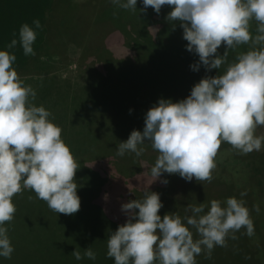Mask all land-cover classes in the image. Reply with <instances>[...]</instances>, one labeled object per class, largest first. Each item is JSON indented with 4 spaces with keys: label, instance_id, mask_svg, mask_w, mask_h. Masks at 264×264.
Returning a JSON list of instances; mask_svg holds the SVG:
<instances>
[{
    "label": "rangeland",
    "instance_id": "1",
    "mask_svg": "<svg viewBox=\"0 0 264 264\" xmlns=\"http://www.w3.org/2000/svg\"><path fill=\"white\" fill-rule=\"evenodd\" d=\"M107 5H113L111 0H0V50L16 55L13 67L27 85H33V102L49 110L50 118L62 128V139L79 166L75 180L81 200L79 211L66 215L49 209L31 190L16 194L14 218L5 223L14 252L10 259L0 257V264H29L41 258L49 264H55L56 259L71 264L76 260L71 255L75 250L64 257L61 252L78 248L83 255L89 247L96 259L81 263L114 264L107 257V239L117 228L108 223L100 225L98 219L90 223L88 218L94 211L90 205L104 204L105 210L122 207L142 199L147 189L160 194L162 218L169 213L183 217L188 205H208L214 199L222 204L229 197L244 200L258 237L247 236L242 228L235 233L236 239L229 237L226 246L215 247L210 258L205 250L196 261L264 264V148L242 154L222 143L211 182L195 178L189 182L179 174L168 173L154 182L150 169L158 152L147 141L140 157L134 153L122 157L116 154L119 143L127 141L133 130L143 131L147 111L161 98L173 102L186 99L195 84L206 76L223 74L228 64L210 72L201 65L194 71L191 66L199 57L187 50L183 32H179L176 51L162 47L156 52H139L119 28L105 17H98ZM37 19L42 27L35 29V55L26 56L19 44V30L25 23L34 27ZM161 25L150 26L153 39ZM256 27L253 20V35ZM13 39L18 43L9 49ZM163 43L168 41L164 39ZM225 50L222 44L218 53L223 55ZM248 50L249 45L229 50L228 63ZM257 135H264V126L257 129ZM164 179L167 184L161 182ZM241 192L247 194L242 197ZM169 193L175 201L173 208L169 206ZM257 205L259 213L254 208ZM193 233L194 239L199 238L195 230ZM41 235L44 238L38 240ZM37 241L50 243L46 253L43 248L41 254L36 252L39 247L32 244Z\"/></svg>",
    "mask_w": 264,
    "mask_h": 264
},
{
    "label": "clouds",
    "instance_id": "2",
    "mask_svg": "<svg viewBox=\"0 0 264 264\" xmlns=\"http://www.w3.org/2000/svg\"><path fill=\"white\" fill-rule=\"evenodd\" d=\"M111 3L135 11L138 0ZM142 3L141 11L151 6L157 14L162 6L172 7L166 19L181 23L187 50L199 57L191 66L194 71L201 65L209 72L228 66L223 74L201 79L186 99L161 98L147 111L143 131L133 130L127 141L119 143L116 154L140 157L147 141L158 152L150 169L154 182L163 173L179 174L189 182L193 178L211 182L222 143L242 154L264 148V135H257V129L264 126V0ZM33 25L25 23L19 30L26 56L35 55V29L42 27L38 19ZM17 43L13 39L8 48ZM222 44L226 50L220 55ZM241 45H249V50L228 63L229 50ZM16 59L14 53L0 50V257L6 259L14 252L5 223L14 218L16 194L31 190L49 209L66 215L81 207L75 180L77 160L62 139V128L50 118L51 112L33 102L36 92L13 67ZM161 182L168 183L166 179ZM161 208L160 194L148 189L142 199L122 205L128 219L107 239V257L114 264H197L196 257L203 251L210 258L215 247L226 246L229 237L236 239L235 233L242 228L247 236L254 235V222L242 199L188 205L183 217L169 213L162 218ZM254 208L259 213V206ZM193 230L199 238L194 239ZM71 255L77 261L96 259L91 247L83 256L77 249Z\"/></svg>",
    "mask_w": 264,
    "mask_h": 264
},
{
    "label": "trees",
    "instance_id": "3",
    "mask_svg": "<svg viewBox=\"0 0 264 264\" xmlns=\"http://www.w3.org/2000/svg\"><path fill=\"white\" fill-rule=\"evenodd\" d=\"M136 7L137 9L133 11V10H126V9L119 8L116 5H107V6H104L100 10V15L98 17H105L106 20L110 21L113 25L119 28L122 31L125 38L129 41V44L137 48V51L139 52L140 51L141 52L143 51L145 53L156 52V51L162 50V47H164L165 49L170 48L172 51H176L179 48L177 46V42H178L177 40L179 39V37H181V33L179 32H183V28L181 27V23L179 21L170 22L166 19L168 14L173 10L172 7L166 6V5L162 6L159 14H157L151 6L141 11L142 9H144L142 0H138ZM156 24H162V25L160 26L159 28L160 30L159 32H157L156 37L153 39L149 28L150 26L156 25ZM164 39L168 41L167 44L163 43ZM28 85H31V84H28ZM88 194H90L89 196H92V197L94 196L92 195V193H88ZM93 205H90L93 207V210H94L93 215H91L88 218L90 220V223L93 222L95 219H98V223L100 225L102 223H106V224L108 223V224L114 225L116 228L120 226L116 222L111 221L109 215L106 213V211L102 209L101 205H98L96 203ZM87 207L89 206L87 205ZM94 214H96V217L94 216ZM262 232L264 233V229ZM256 237L258 236L257 235L252 236V238L254 239ZM43 238H44V235H41L38 240L43 239ZM38 244H39V248H38L37 253L41 254L42 248L44 249L43 254L46 253V249H47L46 247L50 243L48 242L45 244H41L38 241ZM40 248H41V251H40ZM76 249L78 248H75L73 250H68V251L66 250L65 252H61L60 254L63 257L65 255L70 256V253ZM86 260H88V258H84L80 261H77V260L71 261V264H84L81 262L86 261ZM87 262H93V261L88 260ZM18 264H22V262H19ZM29 264H49V263H46L44 258H41V259H38L37 261L31 260ZM55 264H64V263H63V260L56 259Z\"/></svg>",
    "mask_w": 264,
    "mask_h": 264
},
{
    "label": "crops",
    "instance_id": "4",
    "mask_svg": "<svg viewBox=\"0 0 264 264\" xmlns=\"http://www.w3.org/2000/svg\"><path fill=\"white\" fill-rule=\"evenodd\" d=\"M167 197L170 198V205L169 206L171 208H173V205L175 204V201L174 200L173 201L171 200L172 199V194L169 193ZM112 199H114V197ZM103 205H101L102 209H104V206ZM121 208L122 207H119V206H117V207L112 206L110 209H107V210L104 209V211H107L114 218L113 219V218H111L109 216L112 221L116 222L119 225H122V224L126 223L127 219L125 217L127 215L121 210ZM38 226L39 225H37V231H39ZM34 244H36L37 247H39L38 241L37 242H34L32 245H34ZM36 252H38V250ZM35 257L37 258V254L35 255Z\"/></svg>",
    "mask_w": 264,
    "mask_h": 264
}]
</instances>
